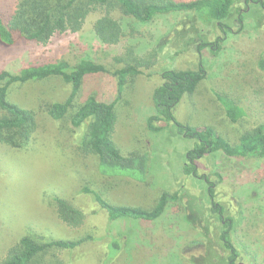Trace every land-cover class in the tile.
<instances>
[{"label": "rangeland", "instance_id": "obj_1", "mask_svg": "<svg viewBox=\"0 0 264 264\" xmlns=\"http://www.w3.org/2000/svg\"><path fill=\"white\" fill-rule=\"evenodd\" d=\"M18 1L0 0V13L9 16ZM237 7L243 11L241 31L228 33L214 55L206 48L198 56L200 39L180 34L186 29L182 24L187 14L158 16L142 24L114 13L125 36L112 46L101 43L93 32L99 12L90 14L79 32L56 35L47 44L21 40L11 47L0 46V72L11 74L31 65L58 60L74 65L81 59L111 70L114 57L127 46L140 56L155 46L160 49L155 65L143 70L135 85L125 89L116 107L115 144L124 153H149L144 182L94 176V157L78 153L66 124L60 125L43 113L45 102H62L68 97L70 85L55 78L11 90L13 102L35 112L37 130L24 149L0 145V263L8 249L31 230L53 240L92 238L71 251H52L44 257L47 264H224L227 252L219 236L222 220L231 219V241L241 256L239 263L264 264V159L210 154L198 162L201 178L186 177L182 173L184 156L194 141L170 130L153 134L146 126L147 118L155 113L152 94L161 73L194 69L200 61L207 77L175 108L178 122L194 129L211 126L231 139L237 138L242 128L264 122V67H260L264 62V23L257 25L264 12L256 5L238 3ZM230 24L237 29L233 20ZM190 40L194 41L189 44ZM202 40L214 42L215 38L212 35ZM116 83L111 74L91 77L83 84L81 98L94 95L100 101L112 102L118 94ZM216 90L238 99L244 107L249 117L242 128L228 124L214 97ZM202 177L217 183L215 203L222 208V220L211 210L208 183ZM87 182L110 203L141 208H150L164 191L183 192L203 222L192 223V211L171 203L154 221L110 222L92 197L80 192ZM51 196L64 198L84 212L82 226L70 228L59 220ZM204 226L209 227V233L201 230ZM112 240L119 243L120 253L110 251Z\"/></svg>", "mask_w": 264, "mask_h": 264}, {"label": "trees", "instance_id": "obj_2", "mask_svg": "<svg viewBox=\"0 0 264 264\" xmlns=\"http://www.w3.org/2000/svg\"><path fill=\"white\" fill-rule=\"evenodd\" d=\"M238 3H242L244 7L259 6L264 12V0H19L9 16L5 17L0 13V46L11 47L21 40L47 44L56 35L79 32L88 16L95 12L101 15L93 24V32L101 43L112 46L119 44L125 36L122 25L113 17L114 13L142 24L149 23L158 16L187 14L188 17L182 24L186 29L183 28L180 34H191L200 39L198 56L206 48L214 55L220 51V45L228 33L241 31L243 11L238 9ZM263 19L264 15L257 25H263ZM231 20L237 29L230 24ZM212 35L214 42L202 40L203 37L207 39ZM193 41L190 40L189 44ZM159 50V46H155L152 51L140 56L132 46H127L120 56L114 57L115 67L111 70L91 60L81 59L74 65L65 60L31 65L16 74L1 71L0 145L24 149L29 146L37 130L35 112L13 102L9 95L11 90L28 83L58 78L70 85V94L62 102H45L42 111L54 122L66 124L67 130L75 138L78 153L94 157L93 175L99 179L127 178L138 183L144 182L149 170V153L144 150L124 153L115 144L113 136L117 121L116 107L125 89L135 85L143 70H149L155 65ZM263 63L260 62V67H264ZM103 74L116 77V100L103 102L94 95L81 98L83 84L89 78ZM206 77L207 72L201 61L194 69L163 71L160 84L152 94L155 113L146 120L150 133L170 130L173 135L194 141L191 149L186 151L182 166V173L191 178H201L198 175V162L210 154L220 152L238 159H264V122L242 128L249 117L248 113L238 99L227 97L221 91L216 90L214 97L221 105L228 124L242 128L237 138L226 137L211 126L203 125L194 129L176 120L174 110L177 105L186 94H194ZM202 178L208 183L207 196L212 205L211 210L222 220V208L215 203L217 183ZM86 184L80 192L90 195L110 222L119 219L154 221L170 203L189 211L196 208L183 192L167 191L162 192L150 208L115 205L104 199V194L100 191L89 188L90 182ZM184 198H187L185 203ZM49 200L57 217L64 224L70 228L82 226L85 214L73 203L58 196H51ZM190 219L194 224L203 222L202 216L193 211ZM222 223L219 240L223 250L227 252L223 263L240 264L241 256L231 241L232 221L227 219L222 220ZM201 230L209 233L208 226L201 227ZM90 240V236L75 240H53L29 230L8 249L0 264H47L44 257L52 251H71ZM109 249L116 254L122 250L116 240H112ZM112 256L113 254L109 255L110 258Z\"/></svg>", "mask_w": 264, "mask_h": 264}]
</instances>
